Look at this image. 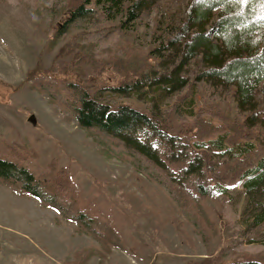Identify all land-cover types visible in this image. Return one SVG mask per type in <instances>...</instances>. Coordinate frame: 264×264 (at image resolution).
Instances as JSON below:
<instances>
[{
	"label": "rangeland",
	"instance_id": "obj_1",
	"mask_svg": "<svg viewBox=\"0 0 264 264\" xmlns=\"http://www.w3.org/2000/svg\"><path fill=\"white\" fill-rule=\"evenodd\" d=\"M198 1L153 0L149 13L136 21H128L123 12L117 17L92 12L57 33L67 0H0V147L11 141L26 143L39 153L36 164L41 166L55 159L71 172L91 211L115 228L112 248H106L57 210L0 182V264H197L223 249L237 261L264 253V221L256 222L264 213V184L249 192L244 180L230 186L212 182L207 189L215 194L194 192L199 177L207 178L201 159L188 178L175 174L158 156L168 147L156 150L154 162L125 140L82 127L64 97L47 88L54 83L53 77L45 78L48 74L74 73L73 55L60 54V49L77 37L79 44L92 45L82 76L102 79L91 91L111 105H130L161 119L173 113L177 131L193 123L199 109L214 124L221 123L218 113H224L231 121L248 117L249 127L264 128V80L252 85L245 98L242 92L239 96L237 84L199 76L213 67V59L204 60L201 54L189 58L178 72L194 84V98L180 102L186 87L167 88V83L155 80L179 59L174 47L166 48L160 44L164 39L153 33L156 20L166 21L161 25L163 38L169 37L168 31H181L177 46L182 47L200 28L188 17ZM255 8L258 16L250 22L252 33L248 31L252 47L245 50L249 56H259L264 48V0ZM223 9L213 11L212 24ZM209 29L210 39L222 45V33ZM157 45L165 48L153 56L150 51ZM128 53L148 58L154 67L149 71L152 82L128 92L107 88L118 79L112 62ZM98 62L105 66L100 79ZM225 139L216 135L202 145L213 147L217 159L232 161L242 155L241 148L222 153ZM217 141L224 148L218 149ZM173 142L175 157H191L192 142ZM257 142L264 145V133Z\"/></svg>",
	"mask_w": 264,
	"mask_h": 264
},
{
	"label": "trees",
	"instance_id": "obj_2",
	"mask_svg": "<svg viewBox=\"0 0 264 264\" xmlns=\"http://www.w3.org/2000/svg\"><path fill=\"white\" fill-rule=\"evenodd\" d=\"M151 1L153 0H67L60 10L63 11L62 21L57 25L56 31L62 33L65 31L63 29L72 22L92 12H100L106 17L111 14L117 17L123 12L125 16L128 15V21H136L141 19L143 14L149 13L148 5ZM258 1L247 0L235 4L231 0H200L192 4L188 17L192 18L190 22L194 21L195 24L200 25V28L189 35L182 47L177 46L181 31L176 35L168 31L169 37L163 38L161 25L166 21L157 19L153 33L157 34L159 40L164 39L160 44L165 45L166 48L173 46L179 59L178 65L155 80L159 83H167V88L186 87L185 93L179 96L180 102L194 98L196 95L194 84L190 83L186 76L178 77V72L183 70L189 58L201 54L204 60L213 59L210 60L213 67L200 73L199 76H207L208 80H210L209 76L218 77L223 80V84L235 83L238 86L237 94L240 96L242 92L241 95L245 98L247 93L252 92V85L264 80V48L259 56H249L245 52L252 47L248 34L253 30V26H250L251 20L258 16L255 8ZM218 7L224 8V12L220 11V17L212 24L210 21L213 11ZM207 26L210 27L209 32L222 33L224 37L222 45L210 39L206 32ZM165 47L157 45L150 53L153 56H160L158 52ZM89 48H92V45L79 44L77 37H73L61 47L60 54L73 55L74 73L72 75L50 73L45 77L48 80L54 78V83L47 88H53L64 97L82 127L96 129L106 135L125 140L154 162L159 156L175 174L186 178L195 170L198 159H201L207 178L202 180L199 177L196 186L191 189L203 195L215 194L207 189L208 184L212 182L230 186L239 180H244V187L249 192L264 184V145L257 142L258 137L264 133V128L249 127L246 124L248 117L236 122L231 121L224 113H218L221 123L214 124L203 115V110L199 109L194 122L182 124L181 129L177 131L172 125L173 113H169L168 118L161 119L130 105H111L96 95V92L93 94L91 91V88L102 79L91 81L82 76L85 72L84 64L92 57ZM226 51H229L228 54ZM98 64L100 65L96 76L100 79L105 66L99 62ZM112 68L118 79L113 81L111 86L106 85L107 88L128 92L152 82L149 71L154 67L148 64L147 57L136 53L117 55L112 62ZM216 135L226 136L227 145L222 153L241 148L239 151L242 155L239 152L238 158L232 161L225 158L217 159L212 151L213 147L202 145ZM191 139L195 141L192 142ZM177 140H182L184 143L192 142L189 143L192 149L190 158L180 159L174 156L173 141ZM161 147H168L167 153L157 156L156 150ZM217 148L224 147L218 142ZM38 159L39 153L26 143L8 142L4 147H0V182L9 185L20 194L37 198L42 207L57 210L63 218L95 236L106 245V248H112L115 228L91 211L71 172L60 167L55 159L46 166L36 164ZM185 180L188 179L183 181ZM185 185L189 186V184ZM178 188L183 190L179 185ZM263 221L264 213L257 215L256 222L261 224ZM226 251L228 250L223 249L218 255L206 257L197 264H264V253L247 254L245 259L243 257L241 261H237L233 257L228 258L230 252L226 254Z\"/></svg>",
	"mask_w": 264,
	"mask_h": 264
},
{
	"label": "water",
	"instance_id": "obj_3",
	"mask_svg": "<svg viewBox=\"0 0 264 264\" xmlns=\"http://www.w3.org/2000/svg\"><path fill=\"white\" fill-rule=\"evenodd\" d=\"M30 120H31V121H33V122L35 121L33 116H32V117H30Z\"/></svg>",
	"mask_w": 264,
	"mask_h": 264
}]
</instances>
